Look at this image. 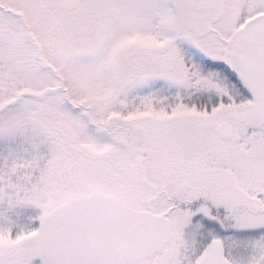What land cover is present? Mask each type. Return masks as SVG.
<instances>
[{
    "label": "snow or ice",
    "instance_id": "1",
    "mask_svg": "<svg viewBox=\"0 0 264 264\" xmlns=\"http://www.w3.org/2000/svg\"><path fill=\"white\" fill-rule=\"evenodd\" d=\"M0 264H264V0H0Z\"/></svg>",
    "mask_w": 264,
    "mask_h": 264
}]
</instances>
